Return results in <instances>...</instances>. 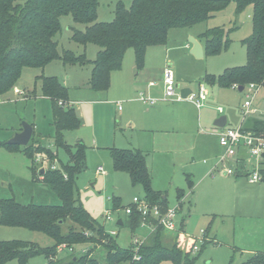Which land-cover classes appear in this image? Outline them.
<instances>
[{"label": "rangeland", "instance_id": "374dc122", "mask_svg": "<svg viewBox=\"0 0 264 264\" xmlns=\"http://www.w3.org/2000/svg\"><path fill=\"white\" fill-rule=\"evenodd\" d=\"M118 1L100 0L98 21L113 20ZM122 1L128 6L132 2ZM252 13V6L237 13L236 3L232 2L209 20L193 27L170 29L168 41L163 47H148L146 63L141 69L135 65L134 49H128L122 68L112 72L110 87L104 91L90 87L92 67L89 63L65 64L61 60H53L43 69H25L15 87L21 93H15L13 89L1 97L0 140L9 139L15 132L22 130L24 121L36 126L34 136L51 129V101L40 96L41 82L37 76H58L66 82L69 97L83 119L80 129L65 132L66 139L71 142V146L77 140H83L88 145L87 168L77 179V193L90 214L109 233L115 231L114 236L120 247L128 248L131 244L136 246V238L140 240V247L148 243V246L154 245L151 240L156 230L139 227L133 233L128 225L120 226L117 220L105 218L106 213L110 212L113 218L126 220L125 207L133 202L134 196L143 198L145 195L143 188L134 185L127 172L114 169L110 148H140L148 154L153 187L168 190L170 203L167 207L179 208L178 223L192 236L200 234L202 229L206 232L205 241L199 244L200 250L196 253L191 251L189 245L192 238L185 239L182 235L183 240L178 242L177 236L181 234L157 231L160 244L176 248L183 259L189 255V259L194 258V264H249L252 258L264 253V175L262 180L250 182L243 176H227L217 171L210 174L209 170L216 159L203 163L211 153L202 144L217 141L208 129L213 127L214 121L220 116L216 110L218 106L225 109L223 115L228 118V126L237 127L242 124V105L248 94L253 95V107L257 112L249 115L245 124L256 119L264 121V86L253 94L247 89L240 91L233 85L222 87L206 80L209 75L217 77L226 68L247 62L246 46L242 41L252 34ZM86 26L74 22L71 15L64 16L62 30L55 37L59 42V51L72 50L76 54L85 53L88 59H95L99 50L96 44L91 43L85 47L71 38L74 28L84 30ZM213 27L223 28L226 38L230 40L229 47L219 54H205L203 58H196L190 52L191 36L199 39L204 31ZM166 66L174 70L178 91L182 87L197 91L199 84L206 80L205 86L210 96L201 109L187 100L159 102L162 104L155 106L156 110L150 114L153 123L144 127L154 131L139 130L148 121V114L143 113L148 106L137 100L141 81L158 80ZM152 68L160 69V73L148 78V70ZM118 102H122V109H119ZM134 121L137 122L136 127L130 125ZM57 151L58 157L67 161L65 150ZM23 154L25 160H28L27 155ZM33 166L38 179L51 167L62 169L57 160L52 165L43 154L35 156ZM100 166L106 172H99ZM24 169L26 175L31 173ZM194 170L195 176H189L194 179V187H189L188 175L194 173ZM19 185L22 192L32 194L35 203L55 204L59 200L46 182L41 181L29 187L20 180ZM27 198L31 199V196ZM113 198H119L116 200L119 210L114 209ZM70 225V222L66 224L63 231H68ZM30 233L31 237L23 236L21 238L26 239L21 240H32L41 246L52 244V239L46 234L37 231ZM13 237L8 234L6 238ZM84 246L86 250L83 252V246L76 245L77 255L93 249L91 244ZM94 249V253L98 254L101 248ZM64 253L60 252L61 255ZM6 264H18V261L12 260ZM27 264H48V259L44 255L36 256ZM160 264L179 263L163 260Z\"/></svg>", "mask_w": 264, "mask_h": 264}, {"label": "trees", "instance_id": "16d2710c", "mask_svg": "<svg viewBox=\"0 0 264 264\" xmlns=\"http://www.w3.org/2000/svg\"><path fill=\"white\" fill-rule=\"evenodd\" d=\"M232 2L236 3L237 13L249 6L253 8L252 34L242 41L246 46L247 62L226 68L217 77L209 75L206 80L222 87L242 85L244 90L253 83L259 89L264 86V0H132L129 6L120 0L111 21H98L100 0H0V97L16 87L25 69H43L53 60L65 64H91L90 87L108 90L111 74L122 68L128 49H134L135 65L141 69L148 47L165 45L170 29L193 27L209 20ZM68 15L74 22L87 25L84 30L74 28L71 38L85 47L96 44L99 50L95 59L72 50L59 51L55 37L62 30V18ZM199 40L205 54H219L230 45L222 27L207 29ZM37 80L41 82L40 95L51 101L53 133L34 136V132L32 141L26 146L10 145L7 140H0V148L25 153L35 180H38L33 166L36 155L43 154L52 165L57 160L62 169L49 168L43 173L42 181L57 194L61 203L22 204L14 198H0V225L25 227L52 239V244L47 246L21 239L0 240V264L12 260L27 264L31 258L41 255L46 256L48 264H160L163 260L194 264V258L189 259V255L183 259L176 248L160 244L157 231L164 229L156 220L157 235L151 240L154 245L148 246V243L139 247L140 259H135V246L120 247L115 236L90 214L77 193V179L87 168L88 146L82 140L71 146L65 138V132L79 129L83 119L70 104L69 88L58 76L39 74ZM246 128L264 135L262 120H250ZM59 149L65 150L67 161L58 157ZM110 149L114 169L127 172L133 184L143 188L145 195L141 199L168 208L167 197L153 187L148 154L140 149ZM188 185L192 187L190 182ZM113 199L114 209L119 210L116 204L119 198ZM126 216L124 225L134 233L141 225L142 215L135 209ZM69 222L72 225L64 232L63 227ZM180 234L178 242L185 236ZM61 244L74 248L91 244L93 249L82 255L66 250L61 255L58 252ZM96 247L101 248L98 254L94 253ZM249 264H264V253L252 258Z\"/></svg>", "mask_w": 264, "mask_h": 264}, {"label": "built area", "instance_id": "2783aa9c", "mask_svg": "<svg viewBox=\"0 0 264 264\" xmlns=\"http://www.w3.org/2000/svg\"><path fill=\"white\" fill-rule=\"evenodd\" d=\"M162 93L161 95H154L149 91H140L138 95V100L144 104L152 105L160 101H170V100H189L193 102L197 108L201 109L207 99L208 90L204 83L199 84L197 91H193L188 94L186 98L181 95V90L178 91V82L175 77V73L172 67L166 66L162 73ZM159 85L157 80H151L148 84L149 88H156ZM239 87L238 85H234ZM246 89L249 93L257 91L253 83L249 84ZM15 93H21V90L14 88ZM1 100V97H0ZM119 108H122L121 103H118ZM217 110L220 113L224 112L223 107L218 106ZM257 112V109L253 107V95L248 94L247 99H245L242 105L243 122L241 125L225 126L217 131L219 136V143L222 147V152L216 157V161L210 169L211 174L214 172H223L225 175L230 176H243L246 177L250 182H256L262 180L264 172V135L257 134L255 131H251L246 128L245 122L247 117L251 114ZM207 162V160H204ZM55 167V166H54ZM219 169V170H218ZM100 172H105L104 167H99ZM138 210L142 215V221L140 227L149 228L151 231H155L157 225L154 224V220L158 222L165 231L172 233H183L185 239L192 238L189 240V245L191 246V251L196 253L200 250V245L205 241L206 232L202 229L200 234L192 236L190 234L184 233L181 229V225L177 221L179 215V208L168 207L163 208L159 204H151L145 199H141L138 196L133 198V202L125 207V214H131L134 210ZM106 220H117L113 218L110 212L105 215ZM112 235L115 231L111 232ZM135 244V259H140L137 254L139 250L138 243L140 240L138 238L134 239ZM75 251L76 248L67 246L66 244H61L58 247V252L64 251ZM83 252L86 250L85 247L81 249Z\"/></svg>", "mask_w": 264, "mask_h": 264}, {"label": "crops", "instance_id": "0c3cea01", "mask_svg": "<svg viewBox=\"0 0 264 264\" xmlns=\"http://www.w3.org/2000/svg\"><path fill=\"white\" fill-rule=\"evenodd\" d=\"M155 46H161L163 47L164 45H155ZM155 46H151V47H155ZM150 47V46H149ZM192 45L190 46V49H191ZM148 51V49H147ZM146 57H147V53H146ZM145 63H146V58H145ZM119 71V70H118ZM160 73V69H156V68H152V69H149L148 70V78L152 75L154 76V74H159ZM60 80L61 78L58 77ZM161 79H162V76H160L158 78V82H159V85L156 87V88H149L148 87V84L149 82L152 80H148L147 79H143L141 81L142 84H140V88L139 90L140 91H149L151 92L152 94L154 95H161L162 93V83H161ZM61 82L63 84H66V82H64L63 80H61ZM206 80L204 82H201V83H204L205 84ZM182 88H185V87H182ZM181 88V89H182ZM238 88V87H237ZM180 89V90H181ZM208 90V89H207ZM139 91V92H140ZM138 92V94H139ZM182 95V94H181ZM41 96V95H40ZM210 96V92L208 91V98ZM35 97H37V95H35ZM41 97H44V96H41ZM46 98V97H45ZM138 100V98H137ZM208 100V99H207ZM70 103L73 104V106H75L74 102L71 101V99H69ZM139 101V100H138ZM171 101V100H170ZM174 101H180V100H174ZM182 101V100H181ZM189 101V100H187ZM141 102V101H140ZM162 102V101H160ZM164 102V101H163ZM191 102V101H190ZM118 103H121L122 105V108H123V104L122 102H118ZM167 103V102H166ZM193 103V102H192ZM144 104V103H143ZM158 104H162V103H156V104H152V105H148V104H145L148 106V108H145L143 110V113L147 116V122L146 124H144V126H140L139 130H146V131H154L152 129H149V128H144L145 125H151L150 123H153L154 120L151 119V116L150 114L152 112H154V110H156V108H154L155 106H158ZM194 104V103H193ZM196 106V105H195ZM119 107V106H118ZM122 108H119V109H122ZM199 109V108H198ZM217 110V109H216ZM77 111L79 112V110L77 109ZM218 111V110H217ZM224 112H225V109H224ZM223 113H219L220 116H222ZM80 114V112H79ZM255 114V113H254ZM81 116V114H80ZM219 116V117H220ZM218 117V118H219ZM217 119V118H216ZM52 120V119H51ZM216 121V120H215ZM214 121V123H215ZM227 123H228V118H227ZM249 123V122H248ZM32 124V123H31ZM51 125V121L49 123ZM131 126H134L136 127L137 126V122L134 121V122H131L130 124ZM246 125V124H245ZM34 126V132H35V125L33 124ZM225 126H228L227 124ZM224 126V127H225ZM82 127V126H81ZM223 128V127H222ZM80 129V128H79ZM221 129V127H218L216 126L215 124H213V127L208 129V132L210 134H212L213 138L216 137L217 141L215 140V143H213L212 141L207 143L205 145H203L202 143V146L205 147V150L208 152L211 153V155L209 156L208 159H204V160H207V162H205L203 160V163L204 164H207L210 159H216V157L222 152V147L220 146V143H219V136L217 135V131H219ZM53 127L51 126V129L48 128L46 131H42L43 133H41L42 135H50L53 133ZM21 131V130H20ZM16 133V132H15ZM39 133V132H38ZM11 138V137H10ZM65 138H66V135H65ZM8 140V139H6ZM67 140V139H66ZM80 140H77L76 143H78ZM83 141V140H82ZM68 143H71L69 141H67ZM84 142V141H83ZM85 143V142H84ZM86 144V143H85ZM88 146V145H87ZM208 146V147H207ZM140 149V148H138ZM141 150V149H140ZM143 151V150H142ZM148 158V156H147ZM68 160V158H67ZM148 162V160H147ZM149 165V163H148ZM213 166V165H212ZM28 169V171L30 170L31 173H28V175H26L24 172H25V169ZM101 167V166H100ZM212 168V167H211ZM149 169H150V166H149ZM105 170V169H104ZM98 171H99V168H98ZM100 172V171H99ZM106 172V171H105ZM151 172V171H150ZM103 173V172H102ZM209 173L211 174L210 170H209ZM218 173H222L224 174L222 171L221 172H218ZM32 170H31V167H30V160H25V157H24V154L23 152L21 151H9L5 148H0V198L1 199H9V198H14L16 201L22 203V204H28V203H31V202H34V198L32 196V194L30 193H26V192H22L20 190L21 186L19 185V181L20 180H23L24 184L28 185L29 187H32L33 184H36L38 182H41L42 181V178L41 179H38V180H35L33 179V175H32ZM194 174V175H193ZM196 174L195 170H194V173H190L188 175V183L190 182L192 184V187H194V179H190L192 176L194 177ZM23 175V176H22ZM151 175H152V172H151ZM208 175V174H207ZM225 175V174H224ZM190 176V178H189ZM227 176H230V175H227ZM238 177H241V176H238ZM152 181H153V176H152ZM154 186V185H153ZM170 187V186H169ZM155 190H158V191H161L164 195V197H167V202H169V197H168V193L169 191L166 190V189H157L156 186L154 187ZM178 189H182L181 187H179ZM53 191V190H52ZM31 196V199L30 198H27ZM135 197V196H134ZM59 198V197H58ZM55 203V202H53ZM61 203V200L59 199L54 205H58ZM36 204H41V203H36ZM43 204H48V203H43ZM120 218V217H119ZM184 223V221H183ZM181 229L184 231V233H186L187 235L189 233H187L182 227ZM30 232H35L33 230H29L25 227H14V226H2L0 225V240H8V239H26L25 237H31L32 233ZM10 234L11 236H15L13 238H6L7 235ZM25 236L24 238H21ZM29 239V238H28ZM32 241V240H30ZM85 247V246H83ZM65 254V253H64ZM8 263V262H7ZM6 264V263H5Z\"/></svg>", "mask_w": 264, "mask_h": 264}, {"label": "water", "instance_id": "95a60500", "mask_svg": "<svg viewBox=\"0 0 264 264\" xmlns=\"http://www.w3.org/2000/svg\"><path fill=\"white\" fill-rule=\"evenodd\" d=\"M189 41L192 44V47L190 49L191 54L196 58H203L205 56V51L202 42L198 38L193 36H191ZM244 88L245 87L242 85L238 87L240 91H243ZM191 92L192 89L190 87H185L181 89V94L183 98H186L188 94H190ZM214 124L221 128L224 127L227 124V116L226 115L220 116L219 118L216 119ZM33 133H34L33 124L24 121L22 130L16 132L11 138H9L7 140V143L10 145L26 146L29 144L33 136ZM263 157H264V153H263ZM42 172H44V169H42ZM117 224L123 226L124 225L123 219L119 218Z\"/></svg>", "mask_w": 264, "mask_h": 264}]
</instances>
